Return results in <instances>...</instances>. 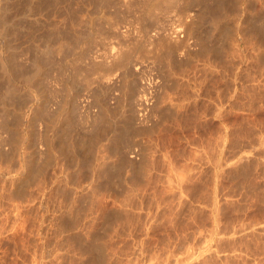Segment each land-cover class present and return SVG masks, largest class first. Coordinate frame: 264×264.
Here are the masks:
<instances>
[{
    "label": "rangeland",
    "instance_id": "rangeland-1",
    "mask_svg": "<svg viewBox=\"0 0 264 264\" xmlns=\"http://www.w3.org/2000/svg\"><path fill=\"white\" fill-rule=\"evenodd\" d=\"M146 1L0 0V264H264V31Z\"/></svg>",
    "mask_w": 264,
    "mask_h": 264
},
{
    "label": "bare ground",
    "instance_id": "bare-ground-1",
    "mask_svg": "<svg viewBox=\"0 0 264 264\" xmlns=\"http://www.w3.org/2000/svg\"><path fill=\"white\" fill-rule=\"evenodd\" d=\"M103 1V0H102ZM187 1V2H186ZM197 1V0H196ZM201 2L203 1V0H200ZM206 1V0H205ZM220 1V0H219ZM242 1H244L243 2V6L241 7V8H243V9H240V11L241 12H236V9H238V7H237V5H236V0H221L220 1V4H217L219 7H217L218 8V13H216L217 15L219 14L220 15V12H221V17H220V19H218L217 20V18H218V16L217 15H215V12L217 11V10H214V9H212V10H214V11H212L211 10V7H213V5L210 7L209 5H207L206 4V6L205 5H201L202 7H200V8H202V12H201V14H205L206 16H207V18H208V16L209 15H213V12H214V15L217 17H215V16H212V18H211V16H209V20H206V21H209V25H210V23L212 22V21H210V18L213 20V18L215 17V19L218 21L217 22V26H218V28L217 29H219L220 31H221V34H222V36L224 37V38H222V39H225V41L227 42V38H229V37H231L232 36V34L233 33H236V28L235 27H233L232 25H231V23H230V21H229V17L231 16V15H233L235 12L236 13H238L237 15H236V13L234 14V16L238 19L239 18V20H242V19H245V23H246V25H244V26H242V25H238V27H237V32H238V37H239V40H238V42L235 44L234 43V41H232V40H230V41H232L233 42V45H236V46H238V49L239 50H241V51H245L246 52V48L248 47L247 46V42H246V40L247 39H245V37H249L250 38V36L249 35H247L252 29H254L255 31H257L258 33H260V34H262V31H264V0H242ZM257 1H259V8H257V5H258V2ZM180 2H182V0H147L146 1V3H145V5H143V6H145V10L144 11H142V12H144V13H142V14H144L147 18H155V21L154 22H157V20H158V18H160L159 16H161V13H162V11H170L171 9H173V7H174V9H173V11L175 10L176 11V9L178 10L179 8H178V6L180 7V8H184L183 10H185V7L184 6H182V5H184V2H185V4H187V5H189V3H191V5H193V4H195L196 2H195V0L194 1H191V2H189L188 0H183V4L182 5H178V4H180ZM189 2V3H188ZM192 2H194L193 4H192ZM200 2V3H201ZM213 2V1H212ZM57 3V2H56ZM137 3V2H136ZM144 3V2H143ZM142 3V4H143ZM238 3V2H237ZM197 4H198V1H197ZM216 5V4H215ZM182 6V7H181ZM239 6V5H238ZM175 7H177L176 9H175ZM189 7V6H188ZM215 7V6H214ZM237 7V8H236ZM199 8V9H200ZM129 10V9H128ZM239 10V9H238ZM136 11V10H135ZM173 11H171V12H173ZM163 12V13H164ZM171 12H165L166 14H168V13H171ZM179 12V11H178ZM185 12H186V10H185ZM138 13V12H137ZM162 13V14H163ZM177 13V12H176ZM165 15V14H164ZM199 15H200V11H199ZM206 16H205V18H206ZM234 16H232V17H234ZM182 17V16H181ZM184 17V16H183ZM200 17H201V19H202V15H200ZM204 17V16H203ZM234 17V18H235ZM204 18V19H205ZM144 19V18H143ZM157 19V20H156ZM214 19V20H215ZM251 19L252 20H256V21H260V23H257V22H255V21H253L254 22V24L253 25H251L248 21H251ZM145 20H146V18H145ZM147 20H149V19H147ZM151 20V19H150ZM149 20V21H150ZM191 20V19H190ZM85 21V20H84ZM149 21H146L147 23L149 22ZM153 21V20H152ZM151 21V22H152ZM186 21V20H185ZM204 21V20H203ZM238 21V20H237ZM77 22V21H76ZM160 22V21H159ZM196 22V21H195ZM199 22H202V20H200V21H198V23ZM252 22V21H251ZM252 22V23H253ZM207 23V22H206ZM87 24V23H86ZM202 24V23H201ZM208 24V23H207ZM240 24V23H239ZM75 25V24H74ZM151 25V24H150ZM149 25V26H150ZM154 25V23L152 24V26ZM156 25V24H155ZM157 25H158V23H157ZM198 25V24H197ZM209 25H207V27L209 26ZM214 25V22H213V24L211 25V27ZM236 25V24H235ZM215 26H216V24H215ZM215 26H213L214 27V29L216 28ZM156 27V26H155ZM200 27V26H199ZM205 27H206V25H205ZM212 27V28H213ZM198 28V27H197ZM59 29V28H58ZM147 29V28H146ZM200 29V28H199ZM209 29H210V27H209ZM209 29H208V31H209ZM148 30H149V27H148ZM203 30V29H202ZM205 30V29H204ZM203 30V31H204ZM202 31V32H203ZM207 31V33L208 34H211V33H209ZM201 32V31H200ZM201 32V33H202ZM211 32V31H210ZM252 32V31H251ZM254 32V31H253ZM52 33V32H51ZM60 34V33H59ZM203 34V33H202ZM204 34H206V32L204 33ZM207 34V35H208ZM250 34V33H249ZM160 35H162V34H160ZM206 35V36H207ZM215 35V34H214ZM213 35V36H214ZM247 35V36H246ZM48 36V35H47ZM74 36V35H73ZM203 36V35H202ZM210 36V35H209ZM216 36V35H215ZM220 36V35H219ZM158 37H160V36H158ZM261 37V36H260ZM79 38H81V37H79ZM203 38H204V36H203ZM220 38V39H221ZM157 39V38H156ZM230 39H232V38H230ZM262 38H260L258 41H260ZM229 40V39H228ZM236 40V39H235ZM58 41H60V40H58ZM71 41V40H70ZM222 41H224V40H222ZM229 41V42H230ZM222 44V43H221ZM225 44H227V43H225ZM260 44V43H259ZM250 45V44H249ZM255 45H256V43H255ZM255 45H253V46H255ZM221 46V45H220ZM258 46H260V48L258 47ZM221 47H223L224 48V46H221ZM257 47H258V51L262 54V56H260L261 58H259L258 57V61H259V63H261L262 65L264 64V40L262 39L261 40V44L260 45H257ZM251 49V48H250ZM40 50V49H39ZM53 50V49H52ZM249 50V49H248ZM256 50H257V48H256ZM41 51H42V49H41ZM56 52H57V50H56ZM217 53V52H216ZM52 55V54H51ZM50 56V55H49ZM243 56V55H242ZM253 56V55H252ZM52 60V59H51ZM247 60V59H246ZM211 64V63H210ZM212 66H214V65H212ZM262 68V67H261ZM104 107V106H103ZM111 109V108H110ZM69 111V110H68ZM108 111V110H107ZM111 111V110H110ZM103 112V111H102ZM112 112V111H111ZM108 114V113H107ZM45 115V114H44ZM60 115V114H59ZM105 115V114H104ZM103 116V115H102ZM109 116H110V114H109ZM104 117V116H103ZM75 118V117H74ZM102 118V117H101ZM110 118V117H109ZM111 118H112V116H111ZM62 119V118H61ZM106 121V120H105ZM111 120H109V122H110ZM101 123V122H100ZM102 123H105L104 122V120H102ZM114 123V122H113ZM54 124V123H53ZM93 125H95V124H93ZM104 125V124H103ZM111 125H112V122H111ZM115 126V125H114ZM73 127V126H72ZM93 128H94V126H92ZM103 127H106V126H103ZM108 128V127H107ZM49 129V128H48ZM51 129V128H50ZM49 129V130H50ZM106 129V128H105ZM88 130V129H87ZM113 130V129H112ZM66 131V130H65ZM93 131V130H92ZM124 132V131H123ZM100 134V133H99ZM102 134V133H101ZM108 134H109V132H108ZM120 134V133H119ZM20 135V134H19ZM63 135V134H62ZM93 135V134H92ZM117 135V134H116ZM123 135V134H122ZM121 134L119 135V136H122ZM56 136V135H55ZM118 136V135H117ZM22 137V136H21ZM72 137V136H71ZM92 137V136H91ZM123 137V136H122ZM20 139V138H19ZM81 139V138H80ZM84 139V138H83ZM83 139H81V140H83ZM122 139V138H121ZM76 140V139H75ZM74 140V142H76ZM90 140H91V138H90ZM60 141V140H59ZM85 141H87V140H85ZM19 142V141H18ZM58 143V142H57ZM64 143V142H63ZM63 143L61 144V145H63ZM70 143H71V140H70ZM77 145L80 143V140H79V142H78V140H77ZM83 143H84V140H83ZM21 144V143H20ZM56 144V143H55ZM67 144V143H66ZM81 144V143H80ZM65 145V144H64ZM64 145H63V147H62V150L63 149H70L69 151L71 152H69L68 150H66V153H67V151L71 154V155H73L72 154V151L74 152V155L76 154V152L78 151V150H80V147H79V149H78V147H77V145H75L74 143H72L71 145L70 144H68V145H66L65 146V148H64ZM54 146V145H53ZM79 146V145H78ZM128 146V145H127ZM61 148V147H60ZM82 149V148H81ZM58 150H59V148H58ZM65 150H64V153H65ZM59 152V151H58ZM78 153H81V152H78ZM77 153V154H78ZM76 154V155H77ZM108 154V153H107ZM56 155V154H55ZM46 156V155H45ZM79 156V155H78ZM96 156V155H95ZM102 156V155H101ZM47 157V156H46ZM81 157V156H80ZM125 157H127V156H125ZM77 158V157H76ZM106 159V158H105ZM127 159H128V157H127ZM46 160V159H45ZM49 160V159H48ZM83 161V160H82ZM93 161V160H92ZM139 161V160H138ZM52 162V161H51ZM143 162V161H142ZM48 163V162H47ZM50 163V162H49ZM49 163L48 164H46V165H49ZM97 163V162H96ZM101 164V163H100ZM39 165V164H38ZM43 165V164H42ZM40 166V165H39ZM97 166V165H96ZM126 166V165H125ZM142 166V165H141ZM50 167V166H49ZM103 167V166H102ZM39 168V167H38ZM36 169H37V167H36ZM3 170V169H2ZM136 170V169H135ZM41 172V171H40ZM44 172V171H43ZM32 173H34V170L32 171ZM37 173V172H36ZM107 175V174H106ZM68 180V179H67ZM110 181V180H109ZM40 183H42V182H40ZM66 183V182H65ZM101 183V182H100ZM44 184V183H43ZM17 193H19V191L17 192ZM33 195V194H32ZM66 201V200H65ZM111 215V214H110ZM116 215V214H115ZM109 220V219H108ZM83 233V232H82ZM93 234V233H92ZM92 243H94V242H92ZM86 245V244H85ZM89 247V246H88ZM92 247H94V246H91V247H89L90 248V250L91 249H93L94 251H96L95 250V247L94 248H92ZM97 247V246H96ZM107 247V246H106ZM86 249V248H85ZM99 250V249H98ZM97 250V251H98ZM96 251V252H97ZM87 254V253H86ZM93 254H94V252H93ZM93 256V255H92ZM84 257V256H83ZM93 259V258H92ZM96 260V259H95ZM110 260V259H109ZM111 261V260H110ZM100 263V262H99ZM105 263V262H104Z\"/></svg>",
    "mask_w": 264,
    "mask_h": 264
}]
</instances>
